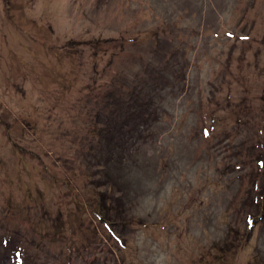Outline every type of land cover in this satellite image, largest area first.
<instances>
[{"label": "rangeland", "instance_id": "374dc122", "mask_svg": "<svg viewBox=\"0 0 264 264\" xmlns=\"http://www.w3.org/2000/svg\"><path fill=\"white\" fill-rule=\"evenodd\" d=\"M133 92L101 218L93 128ZM260 160L264 0H0V264H264Z\"/></svg>", "mask_w": 264, "mask_h": 264}, {"label": "trees", "instance_id": "16d2710c", "mask_svg": "<svg viewBox=\"0 0 264 264\" xmlns=\"http://www.w3.org/2000/svg\"><path fill=\"white\" fill-rule=\"evenodd\" d=\"M116 100L117 101L114 103L109 104L111 107L110 114L105 117L102 116L101 119H103V121L100 127L95 126L93 128L92 134L96 136L99 142L98 150H96V148L89 150V155H93L90 159L94 161L96 169H100L99 174L93 177V183L100 184L98 187L100 189L97 188L96 190L98 191L97 195L100 196L98 197L101 199L102 203L99 206L101 208L99 212L101 218H104L105 215H110L112 212V209L108 206V203H106L107 197L110 195L108 192L112 191L110 189L113 187H119L121 185V179H124L123 172H128L129 170V162H131L134 143L141 139L139 137V132H142L141 126L143 127L148 120L138 119V117H140L139 115L141 114L148 115L152 106L149 97L142 98L139 94L134 95V92L130 94L126 104L125 102H120L118 98ZM132 107L143 113L139 112V115L131 113ZM125 117H127L128 121L125 120ZM98 118L100 119V115ZM138 120H140L139 124L133 123ZM132 135H135L137 139ZM112 172H117L120 183L118 182L119 180L117 181L111 174ZM126 187L127 186H123L122 188L124 189ZM128 187L124 190L128 189V191H130ZM121 191L123 190H120V192ZM108 220H104V223L113 231L115 224H110ZM18 258H20V256L16 257L13 263L18 264ZM22 264L26 263L23 262Z\"/></svg>", "mask_w": 264, "mask_h": 264}, {"label": "snow or ice", "instance_id": "6c2138e0", "mask_svg": "<svg viewBox=\"0 0 264 264\" xmlns=\"http://www.w3.org/2000/svg\"><path fill=\"white\" fill-rule=\"evenodd\" d=\"M203 134H204L205 136H208L210 133H209L208 129H204V130H203ZM259 163H260V165H261L262 167H264V160H260ZM246 222H247V225H248L249 227L252 226V221H251V219H248Z\"/></svg>", "mask_w": 264, "mask_h": 264}]
</instances>
